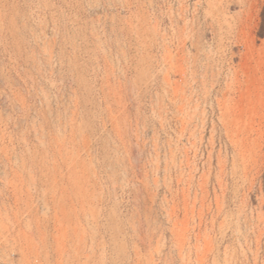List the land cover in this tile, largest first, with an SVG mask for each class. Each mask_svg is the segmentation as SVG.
<instances>
[{
  "label": "rangeland",
  "instance_id": "obj_1",
  "mask_svg": "<svg viewBox=\"0 0 264 264\" xmlns=\"http://www.w3.org/2000/svg\"><path fill=\"white\" fill-rule=\"evenodd\" d=\"M0 264H264V0H0Z\"/></svg>",
  "mask_w": 264,
  "mask_h": 264
}]
</instances>
